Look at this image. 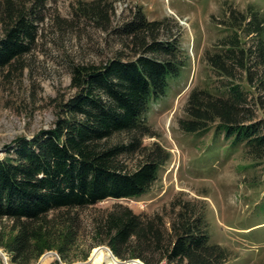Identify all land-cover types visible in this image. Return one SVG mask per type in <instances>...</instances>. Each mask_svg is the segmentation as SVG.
Returning <instances> with one entry per match:
<instances>
[{"label":"trees","instance_id":"obj_1","mask_svg":"<svg viewBox=\"0 0 264 264\" xmlns=\"http://www.w3.org/2000/svg\"><path fill=\"white\" fill-rule=\"evenodd\" d=\"M47 1L0 0V70L8 69L6 76L25 66L23 57L37 43ZM104 1H84L79 10L107 29L111 13ZM245 18L231 23L235 32L221 39V50L206 55L219 75L230 79L227 88L193 87L179 127L198 133L215 126L243 143L249 157L264 159V119L256 112L258 107L264 113V89L250 98L235 82L244 70L246 82L253 84L264 65V39L246 47L237 32ZM165 21L148 19L138 8L129 20L113 26L128 52L73 63L74 92L61 104L53 126L17 137L0 158V219L13 221L16 232L7 245L20 264L55 245L63 250L74 234L77 214L72 212L151 191L169 152L144 143L145 136H152L145 117L152 101L167 93L169 76H178L187 64L178 39L162 37ZM262 23L255 15L247 33L260 35ZM259 81L264 85V76ZM134 153L140 160L129 168L122 156ZM178 205L168 227L161 213L143 215L118 203L96 218L98 243L123 259L138 257L148 264L224 263L230 251L212 239L204 207L198 210L191 201Z\"/></svg>","mask_w":264,"mask_h":264},{"label":"rangeland","instance_id":"obj_2","mask_svg":"<svg viewBox=\"0 0 264 264\" xmlns=\"http://www.w3.org/2000/svg\"><path fill=\"white\" fill-rule=\"evenodd\" d=\"M84 1L92 0H48L37 43L23 57L25 66L7 76L8 69L0 70V158L17 137H31L53 126L61 104L74 92L70 87L73 63L98 62L117 50L128 52L112 27L129 20L138 8L148 19H165L162 37L175 36L187 55L181 73L169 76L167 93L152 101L145 117L152 136H145L144 143L160 145L169 158L149 193L109 198L72 212L77 214L74 234L63 250L56 245L44 249L27 264H42L47 252L52 255L47 264H82L89 261L94 247L110 248L98 243L95 221L118 203L143 215L161 213L169 227L180 201H191L198 210L204 207L212 239L230 251L222 264H264V159L249 157L243 143L227 138L215 126L198 133L179 127L193 87L225 89L230 81L219 75L206 55L223 48L221 39L235 32L231 23H239L246 15L237 29L246 47L264 39V0H105L112 23L107 29L99 20L83 15L79 5ZM255 15L263 20L260 35L246 30ZM263 76L261 65L253 84L246 82L244 70L238 71L235 82L252 98L259 93L256 89H264L259 81ZM256 108L258 117L264 119L262 110ZM122 160L134 168L140 154H125ZM13 228L12 220L0 219V264H20L7 245L16 232Z\"/></svg>","mask_w":264,"mask_h":264},{"label":"bare ground","instance_id":"obj_3","mask_svg":"<svg viewBox=\"0 0 264 264\" xmlns=\"http://www.w3.org/2000/svg\"><path fill=\"white\" fill-rule=\"evenodd\" d=\"M51 252L45 253L41 257V263L47 264L51 260ZM145 264L140 259H134L133 261H123L120 258H118L113 251L105 246H96L92 249L89 261L84 262L82 264ZM65 264V263H64Z\"/></svg>","mask_w":264,"mask_h":264},{"label":"water","instance_id":"obj_4","mask_svg":"<svg viewBox=\"0 0 264 264\" xmlns=\"http://www.w3.org/2000/svg\"><path fill=\"white\" fill-rule=\"evenodd\" d=\"M134 259H139V258H132V259L127 260V261H133ZM145 264H148V263H145Z\"/></svg>","mask_w":264,"mask_h":264}]
</instances>
